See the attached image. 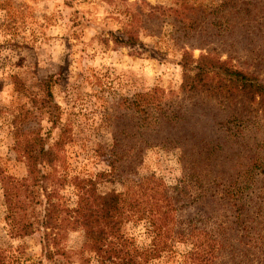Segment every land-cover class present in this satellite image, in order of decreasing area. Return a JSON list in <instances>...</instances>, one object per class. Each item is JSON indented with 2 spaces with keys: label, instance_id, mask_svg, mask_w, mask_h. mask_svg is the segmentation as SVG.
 Listing matches in <instances>:
<instances>
[{
  "label": "rangeland",
  "instance_id": "obj_1",
  "mask_svg": "<svg viewBox=\"0 0 264 264\" xmlns=\"http://www.w3.org/2000/svg\"><path fill=\"white\" fill-rule=\"evenodd\" d=\"M226 2L0 0V169L17 178L27 176L23 147L28 140L37 144L43 138L45 147L56 151L58 173L95 177L113 171V179L99 182L102 192H125L134 181L155 174L166 185L181 184L198 196L196 203L179 211L181 218L206 206L210 217L204 225L212 228L233 220L230 207L239 206L246 222L231 234L259 238L264 221V114L254 111L241 117L232 100L222 103L213 92H184L180 60L186 50L197 58L213 48L223 60L264 79V0H232L219 13H202L191 34L194 47L182 41L175 15L163 13L184 3L218 8ZM222 15L231 25L225 26ZM133 23L136 45H127ZM151 92H158L163 109L175 117L171 130L156 125L145 131L146 114L125 108V98ZM150 112L155 122L159 115ZM61 139L65 143L59 148ZM72 190L67 186L61 192L74 203ZM13 224L0 183L5 264H85L83 258L90 256L81 249V229L64 241L69 257L49 259L39 232L21 235ZM123 230L140 245L150 244L144 222L124 223ZM251 249L253 254L241 250L233 263L264 264L257 248ZM186 250V242L179 241L175 250L149 264H182L181 252ZM222 263H232L224 251L217 264Z\"/></svg>",
  "mask_w": 264,
  "mask_h": 264
},
{
  "label": "trees",
  "instance_id": "obj_2",
  "mask_svg": "<svg viewBox=\"0 0 264 264\" xmlns=\"http://www.w3.org/2000/svg\"><path fill=\"white\" fill-rule=\"evenodd\" d=\"M229 2L218 8H190L184 3L181 8L163 9V13L168 10L172 16L175 15V21L181 25L182 41L194 47L191 34L199 24L200 15L208 11V15L219 13L221 7L227 9L230 6ZM232 14L234 16L237 11ZM221 17L225 26L231 25L227 15ZM135 29L133 23L125 44L136 45ZM230 62V59L223 60L213 48L197 58L192 51L186 50L180 60L183 76L180 88L189 94L213 92L212 95L221 98L222 103L232 100L239 106L241 117L254 111L264 114V79L258 73L243 70ZM161 102L158 92L139 93L131 99L125 98V108L146 114L145 131L154 129L156 125L171 130L175 117L163 109ZM153 109L159 115L155 122V117H150V110ZM242 134L241 131V140ZM44 143L40 138L37 144L28 140L24 145L27 176L17 178L0 169V183L15 232L21 235L39 232L47 258L52 259L56 255L69 257L64 241L71 231L81 229L85 235L81 249L90 254L88 258H83L85 264H149L164 253L175 250L179 241L188 245V250L181 252L182 264H217L222 251L229 254L231 264H234L241 250L253 254L251 248H257L264 262V221L260 224L263 233L259 238L242 239L231 234L234 228L239 233V224L246 222L241 220L244 214H241L239 206L230 207L233 220L229 218V223L220 222L208 228L206 222L210 215L206 206L201 207V212H189L182 218L179 216V211L187 204L196 203L197 199H194L198 197L191 196L181 184L169 186L160 177L151 174L134 181L125 192H102L99 182L104 178L113 179V171H101L95 177L58 173L54 163L56 151L46 148ZM64 143L61 139L57 146L62 148ZM63 164V169H67L66 161L63 160ZM111 166L114 170V165ZM67 186L73 189L74 203L71 197L61 192ZM212 199H215L213 195ZM132 221L147 224L151 233L148 246L140 245L135 236L123 230L124 223ZM246 229V226L241 227L243 231ZM6 259L4 250L0 248V264H5ZM92 260L96 262L92 263Z\"/></svg>",
  "mask_w": 264,
  "mask_h": 264
}]
</instances>
